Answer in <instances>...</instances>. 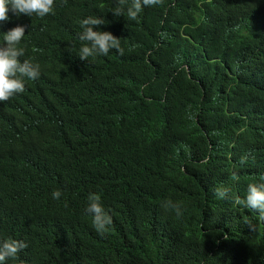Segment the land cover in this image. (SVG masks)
<instances>
[{
	"label": "trees",
	"instance_id": "trees-1",
	"mask_svg": "<svg viewBox=\"0 0 264 264\" xmlns=\"http://www.w3.org/2000/svg\"><path fill=\"white\" fill-rule=\"evenodd\" d=\"M117 4L0 22V43L28 26L21 59L41 66L0 102V239L28 245L3 264H264V222L234 204L264 182V0H164L136 20ZM88 16L123 55L80 58ZM91 192L113 218L103 236Z\"/></svg>",
	"mask_w": 264,
	"mask_h": 264
},
{
	"label": "clouds",
	"instance_id": "clouds-1",
	"mask_svg": "<svg viewBox=\"0 0 264 264\" xmlns=\"http://www.w3.org/2000/svg\"><path fill=\"white\" fill-rule=\"evenodd\" d=\"M163 2L164 0H131L129 4V0H118L117 6L112 11L116 16L126 15L128 19L136 20L144 7L161 5ZM54 10L55 0H0V22L7 21L10 12L29 16L35 14L43 18L48 14H54ZM104 23L106 21L101 16H88L81 21L83 31L78 38L83 43L78 55L82 60L98 55H107L113 49L123 55L124 49L121 47L119 37L111 31L95 30V26ZM27 27V25H17L4 32L3 43H0V102L8 101L16 94L23 93L26 80H35L40 75L41 66L39 63L21 59L25 56V47L20 45L25 37ZM216 194L221 199L227 198L228 189L218 188ZM61 195V190L57 189L53 191L52 198L58 200ZM234 204L243 205L247 209L256 211L258 220L264 222V182L251 183L248 186L246 198L237 197ZM161 207L166 211L174 212L177 217L183 214L181 205L171 199L163 201ZM86 212L92 214V222L96 231L101 236L105 235L113 223V218L105 209L100 193H89ZM27 246L23 240L11 237L0 239V264H3L8 258H15Z\"/></svg>",
	"mask_w": 264,
	"mask_h": 264
}]
</instances>
